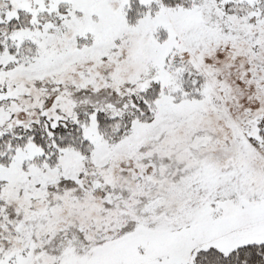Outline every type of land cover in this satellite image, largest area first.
Here are the masks:
<instances>
[{"label": "snow or ice", "instance_id": "6c2138e0", "mask_svg": "<svg viewBox=\"0 0 264 264\" xmlns=\"http://www.w3.org/2000/svg\"><path fill=\"white\" fill-rule=\"evenodd\" d=\"M0 264H264V0H0Z\"/></svg>", "mask_w": 264, "mask_h": 264}]
</instances>
